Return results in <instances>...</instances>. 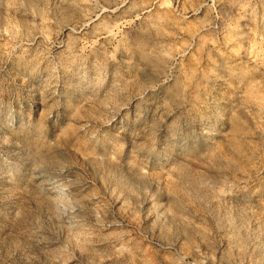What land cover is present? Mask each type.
Masks as SVG:
<instances>
[{"label":"rangeland","instance_id":"374dc122","mask_svg":"<svg viewBox=\"0 0 264 264\" xmlns=\"http://www.w3.org/2000/svg\"><path fill=\"white\" fill-rule=\"evenodd\" d=\"M0 264H264V0H0Z\"/></svg>","mask_w":264,"mask_h":264}]
</instances>
